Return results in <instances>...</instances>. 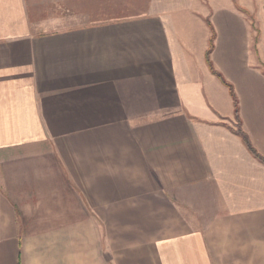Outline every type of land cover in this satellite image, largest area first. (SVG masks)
Returning a JSON list of instances; mask_svg holds the SVG:
<instances>
[{"label":"crops","instance_id":"crops-1","mask_svg":"<svg viewBox=\"0 0 264 264\" xmlns=\"http://www.w3.org/2000/svg\"><path fill=\"white\" fill-rule=\"evenodd\" d=\"M128 11L0 0V264H264V0Z\"/></svg>","mask_w":264,"mask_h":264},{"label":"rangeland","instance_id":"rangeland-1","mask_svg":"<svg viewBox=\"0 0 264 264\" xmlns=\"http://www.w3.org/2000/svg\"><path fill=\"white\" fill-rule=\"evenodd\" d=\"M148 2L149 0H28V6L33 20L58 23L57 27H60L62 23L63 26L70 25L74 15L80 19H85L89 14L92 19L113 18L124 16L129 9L143 10ZM81 206L86 210L83 202Z\"/></svg>","mask_w":264,"mask_h":264},{"label":"trees","instance_id":"trees-1","mask_svg":"<svg viewBox=\"0 0 264 264\" xmlns=\"http://www.w3.org/2000/svg\"><path fill=\"white\" fill-rule=\"evenodd\" d=\"M210 26L212 27V36L210 38V47L207 51V54H206V59H207V62L210 66V69L217 75L219 76L222 81L224 83H226L230 89H231V92H232V95H233V98H234V106H235V116L238 120V123H239V126H238V129L236 130V133H238L242 138H243V141L245 142L246 146L248 147V149L250 150V152L258 159L260 160L261 162L264 163V155H262L257 149L256 147L254 146V144L252 143L251 141V138L249 137V135L242 129V124H241V120H240V105H239V99L237 97V94L233 88V86L226 80V78L224 77V75L218 71L216 69V67L214 66L212 60H211V53L214 49V46H215V38H216V33L213 29V26L211 24V21L208 20Z\"/></svg>","mask_w":264,"mask_h":264}]
</instances>
